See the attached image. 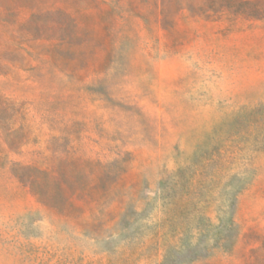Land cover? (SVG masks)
<instances>
[{
	"label": "rangeland",
	"instance_id": "1",
	"mask_svg": "<svg viewBox=\"0 0 264 264\" xmlns=\"http://www.w3.org/2000/svg\"><path fill=\"white\" fill-rule=\"evenodd\" d=\"M0 264H264V0H0Z\"/></svg>",
	"mask_w": 264,
	"mask_h": 264
}]
</instances>
